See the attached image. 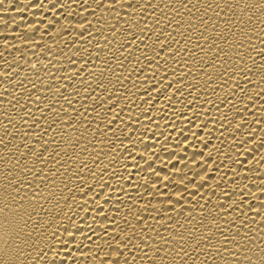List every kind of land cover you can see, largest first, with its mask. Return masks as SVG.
<instances>
[{"label":"bare ground","instance_id":"bare-ground-1","mask_svg":"<svg viewBox=\"0 0 264 264\" xmlns=\"http://www.w3.org/2000/svg\"><path fill=\"white\" fill-rule=\"evenodd\" d=\"M0 264H264V0H3Z\"/></svg>","mask_w":264,"mask_h":264},{"label":"clouds","instance_id":"clouds-1","mask_svg":"<svg viewBox=\"0 0 264 264\" xmlns=\"http://www.w3.org/2000/svg\"><path fill=\"white\" fill-rule=\"evenodd\" d=\"M0 212H3L5 216L7 213L3 209H0ZM20 228V222L15 220H4L0 222V241H3L4 244L8 242L10 237ZM0 249H3V244H0Z\"/></svg>","mask_w":264,"mask_h":264},{"label":"snow or ice","instance_id":"snow-or-ice-1","mask_svg":"<svg viewBox=\"0 0 264 264\" xmlns=\"http://www.w3.org/2000/svg\"><path fill=\"white\" fill-rule=\"evenodd\" d=\"M3 2V0H0V3H2Z\"/></svg>","mask_w":264,"mask_h":264}]
</instances>
